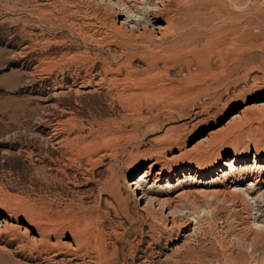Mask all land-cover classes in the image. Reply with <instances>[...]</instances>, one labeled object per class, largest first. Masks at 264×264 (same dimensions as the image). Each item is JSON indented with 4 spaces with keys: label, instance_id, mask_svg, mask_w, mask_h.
Masks as SVG:
<instances>
[{
    "label": "rangeland",
    "instance_id": "1",
    "mask_svg": "<svg viewBox=\"0 0 264 264\" xmlns=\"http://www.w3.org/2000/svg\"><path fill=\"white\" fill-rule=\"evenodd\" d=\"M52 5L42 7L49 25L37 9L13 12L0 0V220L9 216L20 224L77 235V264H264V178L255 185V178L241 180L228 199L211 193L195 206L184 204L182 224L173 230L162 213H141L125 183L130 171L139 168L140 176L152 158L163 155V164L171 150L187 151L174 163L201 166L216 165L232 151L250 153L252 159L264 154V110L228 125L243 107L264 97V45L255 42L264 33V0H192L169 9L164 19L179 35L175 44L189 40L182 49L171 42L156 50L159 56H180L159 65L169 67L167 105L144 102L141 116L113 109L97 95L80 103L62 98L59 107L79 120L113 126L117 161L92 168L73 154L75 145L51 146L49 127L41 120L56 103L49 98L53 82L33 80L32 69L44 59L88 53L94 59L114 56L144 72L150 54L133 47L121 58L123 45L111 39L113 34L106 33L104 46L96 44L97 29L79 0H66L61 13ZM235 38L238 53L231 48ZM31 43V52L22 54ZM202 46L214 49L207 56L208 70L184 79L199 60L187 50ZM216 46L226 53L216 54ZM77 67L55 69L53 77L65 74L71 84ZM209 133L213 140L203 141ZM11 235H0V264H51L43 254L20 249Z\"/></svg>",
    "mask_w": 264,
    "mask_h": 264
},
{
    "label": "bare ground",
    "instance_id": "2",
    "mask_svg": "<svg viewBox=\"0 0 264 264\" xmlns=\"http://www.w3.org/2000/svg\"><path fill=\"white\" fill-rule=\"evenodd\" d=\"M5 1L13 12L20 11L22 13L27 8L37 9L36 11L40 13L42 19H46V15L42 12V7L45 5L56 4L58 11L67 7H65L66 0ZM148 1L142 3L140 0H79L85 7L87 17H92L93 26L95 25L97 29V34L93 38L97 39L98 46H104L105 41L108 40L105 35L109 32V35H114L111 36V39L115 37V41L118 40L117 42L123 45L121 58L126 56L130 48L133 47H140L149 52V64L144 72L136 71L124 62L116 61L114 56L111 60L98 58L99 56L94 59L88 53L77 56L64 55L59 59H44L32 69L33 80L38 77L50 78L53 82L49 98L55 99L56 103L50 105V109L44 113L41 120L42 124H47L49 127L51 146L65 148L72 144L75 145V150L72 149L73 154L74 151L78 153L76 156L79 159H84L88 168L103 163L102 161L109 163L117 161V150L111 143L114 138L113 126L111 123L102 124L104 125L102 131V125L79 120L75 113L59 107L62 98H73L76 103H80L83 98L97 95L113 109L124 107L131 113L141 116L144 111L141 106L144 102L155 101L159 105L170 103L165 84L166 79L169 78L167 75L169 67L159 68V65L163 61L166 64L176 62L180 56L177 58L173 53L168 52L159 56L156 54V50L171 42L175 44L179 38V35L172 29L171 23L164 19L169 9L173 5L184 4L192 0ZM31 3H36V5L34 4L33 7ZM34 10L32 11L36 12ZM28 12L30 13V11ZM46 20L50 25L49 19ZM38 37L40 36L38 35ZM263 39L264 33L262 39L255 42L264 45ZM188 40L189 38L184 37L182 41L184 43ZM183 43L175 45L177 48L179 45V48L182 49ZM238 47V41L235 38L231 44L233 52L235 50L238 53ZM33 48L32 43L26 44L22 48V54H27ZM163 49L165 50V48ZM215 49L218 50L216 54L219 55L225 54L227 51L220 46H216ZM212 50L214 51L212 47L205 46L196 50L188 49L187 52L198 55L199 60L194 70L183 74V78L191 80L201 77L208 70L210 61L207 56L213 52ZM72 66L78 67L71 70L69 76L73 81L71 84L67 82L68 78L65 74L61 78L53 77L57 69L69 70V67ZM256 110H264V97L257 99L254 104L243 107L238 114L231 117L228 125L234 121L248 120L249 113ZM212 133H209L203 141H212L214 136ZM186 152L171 150L163 164L160 163V160L164 156L157 155L152 158L150 165L140 176L136 175L139 171V168H136L128 173L129 180H125L138 210L141 213H162L167 219L169 230L181 226L180 217L183 215L184 204L189 203L195 206L199 198L211 193L222 194L224 199H228L232 195V187L239 185L241 180L255 178L256 181H253L255 185L256 182L264 178V154L261 155L257 152L252 159V155L246 152L223 153L216 165L211 166L174 163ZM202 154V157L206 158L209 153L204 151ZM240 174L243 179L240 178ZM224 199L223 201H225ZM4 233H11L12 239L18 242L20 249L45 255L50 261L48 263L77 264L79 261L80 246L77 235L57 234L46 227H36L31 222L20 224L19 221H12L9 216L0 220V235Z\"/></svg>",
    "mask_w": 264,
    "mask_h": 264
}]
</instances>
